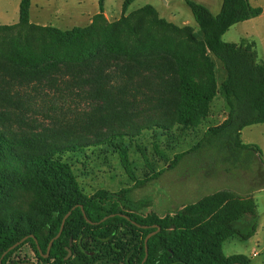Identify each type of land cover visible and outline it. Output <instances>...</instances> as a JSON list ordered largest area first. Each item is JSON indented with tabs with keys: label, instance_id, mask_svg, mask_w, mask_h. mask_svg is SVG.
Wrapping results in <instances>:
<instances>
[{
	"label": "trees",
	"instance_id": "obj_1",
	"mask_svg": "<svg viewBox=\"0 0 264 264\" xmlns=\"http://www.w3.org/2000/svg\"><path fill=\"white\" fill-rule=\"evenodd\" d=\"M132 1L124 0V14L108 23L104 0H99L100 13L90 25L63 30L32 23L31 0H20L19 22L0 25V259L29 235L2 257L1 264L32 262L13 258L25 245L39 264H68L74 255L88 256L82 249L85 238L104 241L123 255L124 264H141L144 240L158 227L148 239L143 264H250L244 254H224L222 246L232 236L248 239L256 232V223L246 234L235 227L246 214L256 215L252 196L222 189L176 211L158 213L134 192L164 169L151 167L150 175L138 178L127 147L117 145L134 183L118 191L99 188L86 194L63 159L65 152L113 144L144 130L161 129L168 135L176 126L195 129L220 93L229 107L226 119L209 126L192 148L175 153L167 169L203 147L235 168L249 166L254 155L264 165L261 148L241 139L246 126L264 124V60L245 41L223 39L232 25L260 16L262 8L250 0H222L214 14L202 2L185 0L203 33L198 39L191 27L166 21L151 4L126 14ZM213 55L226 71L220 87ZM138 80L147 82L148 91L137 85ZM61 82L94 104L83 123L61 119L39 128L27 109L49 91H62ZM140 91L144 97L139 100L135 96ZM75 205L82 208L71 211L45 256L63 217ZM121 229L140 240L126 248ZM67 247L72 251L69 258Z\"/></svg>",
	"mask_w": 264,
	"mask_h": 264
},
{
	"label": "rangeland",
	"instance_id": "obj_2",
	"mask_svg": "<svg viewBox=\"0 0 264 264\" xmlns=\"http://www.w3.org/2000/svg\"><path fill=\"white\" fill-rule=\"evenodd\" d=\"M205 4L214 14L219 12L222 0H197ZM124 0H104V17L112 23L124 14ZM254 6H260L262 14L232 25L223 35V39L231 43L253 44L259 57L264 59V0H250ZM20 0H0V25H12L19 22ZM153 5L160 17L178 27L189 26L198 39L203 33L194 19L190 7L185 0H133L126 14L144 5ZM100 13L99 0H31L30 21L42 26H53L63 30L75 26H88ZM217 84L220 87L226 76L222 61L213 55ZM60 86L62 91L51 90L47 96L27 109L41 126L54 124L60 120H75L83 123L94 103L82 97L74 89L69 91L66 82ZM147 82L138 80L143 91ZM59 88V87H57ZM76 91V92H75ZM143 91L136 94L137 99L144 97ZM129 99L133 96L128 95ZM40 98V97H39ZM37 98V99H39ZM209 115L195 129L174 127L168 135L161 129L144 130L141 135H126L123 140L117 138L113 144H101L86 147L84 150L65 152L63 159L71 164L82 190L92 194L99 188L118 191L132 186L134 181L123 168L117 145L127 147L129 157L138 178L150 175L151 167L162 170L161 175L151 180L146 186L134 192L136 199L150 201L152 209L158 213L173 212L182 205L191 203L214 191L227 189L243 196H252L256 201V215L246 214L235 222V227L242 233H248L257 224L256 232L248 239L238 235L228 238L222 246L226 255L244 254L250 264H264V165L254 155L247 167L235 168L222 163L221 157L212 149L201 148L186 155L175 167L167 169L169 161L177 152L192 148L202 138L209 126L220 123L227 115L226 99L218 93ZM22 128H26L22 124ZM15 126V125H14ZM15 128H19L15 126ZM241 139L245 143L258 145L264 154V124H253L242 130ZM165 153L162 156L157 149ZM25 195V194H19ZM151 209V208H150ZM123 245L127 248L136 244L140 237L133 232L121 229ZM82 249L88 256L74 255L68 264H124L122 254L113 251L107 243L85 238ZM85 246V247H84ZM253 252H257L254 256ZM71 257V254L68 258ZM14 259L24 258L37 262V258L29 245L23 246L15 254Z\"/></svg>",
	"mask_w": 264,
	"mask_h": 264
},
{
	"label": "water",
	"instance_id": "obj_3",
	"mask_svg": "<svg viewBox=\"0 0 264 264\" xmlns=\"http://www.w3.org/2000/svg\"><path fill=\"white\" fill-rule=\"evenodd\" d=\"M77 206H80V207L82 208V205H75V206H73L72 209L69 210V211L65 214V216L63 217L62 222H61L60 230H59L58 234H57V235H56V236H55V237L49 242V245H48V247H47V253L45 254V256H48L53 241H54L56 238H58V237L60 236V234H61V232H62V230H63L64 223H65L67 217L70 215L71 211H72L73 209H75ZM82 210H83V213H84V215H85V211H84V209H82ZM113 215H114V214H111L110 216H113ZM120 215H122V216H124V217L130 219V217H129L128 215H126V214L120 213ZM105 218H107V217H105ZM105 218H104V219H105ZM132 222L135 223V224H137L138 226L148 227V225H140V224H138L136 221H132ZM159 229H160V227H158L157 230L152 231V232H150V233L147 234V236H146V238H145V240H144V243H145V252H146V254H145V257H144V259H143V261H142L141 264L144 263V261L146 260V258H147V256H148V244H147V243H148V239H149V237H150L151 235H153L154 233H156ZM30 236H33V235L31 234ZM28 237H29V235L23 237L21 240H19L18 242H16L14 245L10 246V247H9V248H8L3 254H2L1 259H0V264H1L2 257H3V256H4L9 250H11V249H13L14 247L18 246L20 243H22V242H23L25 239H27ZM67 250H68V255L66 256V258H68V256L71 254V249H70L69 247H67ZM26 264H35V263H33V262H26ZM235 264H240V263H235Z\"/></svg>",
	"mask_w": 264,
	"mask_h": 264
},
{
	"label": "crops",
	"instance_id": "obj_4",
	"mask_svg": "<svg viewBox=\"0 0 264 264\" xmlns=\"http://www.w3.org/2000/svg\"><path fill=\"white\" fill-rule=\"evenodd\" d=\"M262 12H263V10H262ZM217 13H218V12H217ZM248 44H249L251 47L254 48L253 44H251V43H248ZM263 60H264V59H263ZM214 98H215V97H214ZM213 100H214V99H213ZM213 100H212V102H211V104H210V111H211V107L213 106L212 103H214ZM228 112H229V107H228L227 115H228ZM227 115L223 118V120H222L221 122H223V121L226 119ZM221 122H220V123H221ZM220 123H218V124H220ZM241 134H242V132H241Z\"/></svg>",
	"mask_w": 264,
	"mask_h": 264
},
{
	"label": "built area",
	"instance_id": "obj_5",
	"mask_svg": "<svg viewBox=\"0 0 264 264\" xmlns=\"http://www.w3.org/2000/svg\"><path fill=\"white\" fill-rule=\"evenodd\" d=\"M257 254V252H253V255L255 256Z\"/></svg>",
	"mask_w": 264,
	"mask_h": 264
},
{
	"label": "flooded vegetation",
	"instance_id": "obj_6",
	"mask_svg": "<svg viewBox=\"0 0 264 264\" xmlns=\"http://www.w3.org/2000/svg\"><path fill=\"white\" fill-rule=\"evenodd\" d=\"M71 255H72V251H71ZM38 261V260H37ZM37 263V262H36ZM37 264H39V263H37Z\"/></svg>",
	"mask_w": 264,
	"mask_h": 264
}]
</instances>
